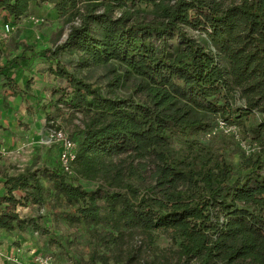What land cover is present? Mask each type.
I'll return each instance as SVG.
<instances>
[{
    "label": "trees",
    "instance_id": "1",
    "mask_svg": "<svg viewBox=\"0 0 264 264\" xmlns=\"http://www.w3.org/2000/svg\"><path fill=\"white\" fill-rule=\"evenodd\" d=\"M46 2L78 24L54 48L23 47L0 68L6 85L13 89L12 70L25 68L28 54L53 62L76 51L77 70L110 61L123 67L143 100L102 93L59 66L49 69L66 82L55 107L82 126L72 139L75 176L60 167L5 175L0 230L44 232L40 217L21 218L16 208L65 207L67 222L83 225L105 248L126 235L152 244L164 234L199 264H264V0L225 8L213 0H0V12L18 20ZM140 4L156 17L131 20ZM253 117L249 132L260 151L237 176L195 141L185 153L173 147L211 130L215 120L244 128ZM78 180L99 184L85 190Z\"/></svg>",
    "mask_w": 264,
    "mask_h": 264
},
{
    "label": "rangeland",
    "instance_id": "2",
    "mask_svg": "<svg viewBox=\"0 0 264 264\" xmlns=\"http://www.w3.org/2000/svg\"><path fill=\"white\" fill-rule=\"evenodd\" d=\"M172 1L167 0L168 3H172ZM213 2L220 8H225L237 4L239 0H213ZM48 5L52 4L48 3ZM38 12V9L33 7L30 13L18 20L9 18L8 21H10L13 30L9 33L3 31V26L0 25V66L6 64L11 58L19 56L23 47H30L34 52L54 48L65 41L70 24H78L75 18L72 19L71 23H66L68 17H59L55 13L54 19H48V17H42ZM131 12L133 13L131 20L149 22L153 17H156L154 8L144 4L131 8ZM115 14H118V12ZM196 33L189 31V34L194 36L197 35ZM27 57L33 59L32 64H46V69L55 70L56 66H59L84 82L100 88L102 93H111L112 91L114 95L119 97L131 96L135 100H143V96L134 93L135 86L138 83L137 79L130 76L124 77V68L116 62L110 61L107 64L77 70L78 53L76 51L61 52L53 62H47L40 57L38 58V56L32 57L30 54ZM117 76L121 77L119 84L116 82ZM65 86L66 82L63 81L62 88ZM6 90L15 95L20 93L15 87L10 89L7 85ZM60 107L62 108V106ZM70 114L62 108L61 113L58 114L57 128L64 131L69 138L76 140L82 126L78 119ZM255 119L253 117L245 122L244 128L235 127L234 133L225 131V128L222 129L220 121L215 120V125L211 130L190 134L184 139L175 141L173 147L175 150L185 153L188 143L195 141L232 165L234 175L237 176L241 174L245 160L254 157L260 151L259 144L254 141V137L249 132V126ZM225 126L230 127L226 124ZM244 129L246 132H244ZM46 157L48 159H44L43 166L38 164V168H46V164L49 169H59L55 154L52 157L48 154ZM43 184L48 187L46 182ZM74 184L80 185L85 190H93L99 183L78 180ZM45 207L46 210L42 215L34 217H40L37 223H39L41 229L45 230L44 232L36 233L31 228L22 233L17 231L7 233L0 230V240L3 242L8 236L13 239L14 235L20 234L30 237L37 235L41 250L39 254L50 257L55 264H199L196 259L182 257L179 250V241H172L164 234H157L152 244L146 243L138 235H126L121 241L113 242L105 248L90 237L88 229L83 225H72L67 222L64 214L70 212L69 209L65 207L51 208L48 205ZM3 260L5 261V259ZM13 260L14 258H10L7 262L13 263ZM13 264L19 263L15 261Z\"/></svg>",
    "mask_w": 264,
    "mask_h": 264
},
{
    "label": "crops",
    "instance_id": "3",
    "mask_svg": "<svg viewBox=\"0 0 264 264\" xmlns=\"http://www.w3.org/2000/svg\"><path fill=\"white\" fill-rule=\"evenodd\" d=\"M35 8L42 17L54 19L56 16V11L48 3ZM8 20L6 13L0 12V25ZM27 63L25 68L12 70V87L20 92L17 95L6 90V79L0 76V196L5 194V175L19 174L28 167L35 169L38 164L43 166L42 162L48 159V154L51 157L55 154L58 161L55 146L44 143L47 130L57 127L61 110L55 107V93L62 89L63 80L50 73L46 64H32L33 59ZM45 167L47 168L46 164ZM13 195L16 198L22 197L18 191ZM45 208L35 205L19 206L16 212L21 218H34L42 215ZM6 238L3 242L0 240V264H13L15 261L19 264H30L32 258L41 251L37 235L30 237L20 234L14 235L13 239L9 236ZM10 258H14L13 263L7 262Z\"/></svg>",
    "mask_w": 264,
    "mask_h": 264
},
{
    "label": "built area",
    "instance_id": "4",
    "mask_svg": "<svg viewBox=\"0 0 264 264\" xmlns=\"http://www.w3.org/2000/svg\"><path fill=\"white\" fill-rule=\"evenodd\" d=\"M1 26L3 31H13L11 28L10 21H6ZM222 129L225 128V131L234 133L235 127H227L223 122H219ZM45 145L55 146L58 151V163L59 167L64 175L68 177H74L75 175L72 172V162L75 160L76 155V143L69 138L64 131L58 129L57 127H50L47 130ZM30 264H55L53 260L43 254H38L32 258Z\"/></svg>",
    "mask_w": 264,
    "mask_h": 264
}]
</instances>
